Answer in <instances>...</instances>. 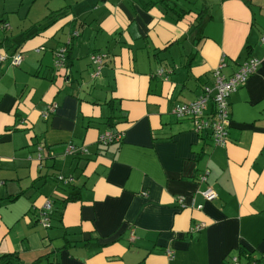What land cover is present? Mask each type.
<instances>
[{
	"label": "crops",
	"instance_id": "obj_1",
	"mask_svg": "<svg viewBox=\"0 0 264 264\" xmlns=\"http://www.w3.org/2000/svg\"><path fill=\"white\" fill-rule=\"evenodd\" d=\"M175 1L188 12L162 0H0V257L16 255L10 264H230L241 248L264 252V0ZM95 52L108 55L97 77ZM222 56L227 76L260 61L229 98L223 147L173 112L213 85ZM108 130L123 138L100 144ZM69 144L88 152L67 154ZM208 185L217 199L203 197Z\"/></svg>",
	"mask_w": 264,
	"mask_h": 264
},
{
	"label": "built area",
	"instance_id": "obj_2",
	"mask_svg": "<svg viewBox=\"0 0 264 264\" xmlns=\"http://www.w3.org/2000/svg\"><path fill=\"white\" fill-rule=\"evenodd\" d=\"M77 34V33H76ZM264 40V36H263ZM71 43V39L68 40L67 45ZM66 54L67 47L60 48L55 53V66L56 71L65 70L66 68ZM107 53L95 52L91 55V59L95 64L94 77L101 74V70L104 66ZM8 55L4 52H0V66L8 59ZM23 62V56L20 53L13 54L11 56V64L13 66H19ZM225 56H222L220 63L215 67L213 71L214 83L211 86H204L203 93L194 101L189 103L178 104L174 108V113L179 118H190L194 124V130L198 134H207L212 139L216 146H225L229 140V128L231 126L232 115L230 110V96L236 92L239 88L244 86L249 77L254 74L260 65V61L257 58H249L241 63L237 70L230 75H225L223 69L226 66ZM170 70L161 68L158 71V75L167 77ZM57 105H54L51 111H55ZM49 112L45 114L47 117ZM26 123V120L24 121ZM123 138V134L117 131L108 130L99 136V143L107 146L112 143L119 142ZM40 150L43 146L39 147ZM88 152V148L85 146L77 147L74 144H69L66 148L67 154H85ZM41 159V153L38 154ZM209 171L205 170L200 175V182L208 183ZM59 179L64 183H69L72 179L60 176ZM203 197L207 201H212L218 198L217 191L210 185H208L202 191ZM184 198H179L180 203H183ZM54 203L52 199H47L45 204L40 210L39 222L49 227L51 224V212L53 210ZM200 225H196L192 228V231H199ZM170 257L173 256V251L168 249L167 251ZM250 259L245 258V262L240 256L232 255L230 264H264V252L256 257L250 256ZM247 259V260H246Z\"/></svg>",
	"mask_w": 264,
	"mask_h": 264
},
{
	"label": "trees",
	"instance_id": "obj_3",
	"mask_svg": "<svg viewBox=\"0 0 264 264\" xmlns=\"http://www.w3.org/2000/svg\"><path fill=\"white\" fill-rule=\"evenodd\" d=\"M169 1L171 2V4H169L170 3ZM162 2L166 6V8H170L171 10H175L179 14V16H183L185 14V12H188V11L182 9L181 8L182 6H178V4L175 0H162ZM204 13H205V11H202L201 13L198 14V21L200 23H202V21L204 19V16H203ZM201 15H202V17H201ZM76 198L77 197L74 194H72L69 197H67L66 199H64L63 201L59 202V205L65 204V203L72 201V200H75ZM53 203H54V200H53ZM56 211H57V207H56ZM53 212H54V207H53V210L51 212V218H52ZM238 256H240V258H242V259L243 258H247V259L251 258L250 254L246 253L245 249H243V248L240 249ZM15 261H17V256L13 255V254H6V255L0 257V264H10V263H13Z\"/></svg>",
	"mask_w": 264,
	"mask_h": 264
}]
</instances>
